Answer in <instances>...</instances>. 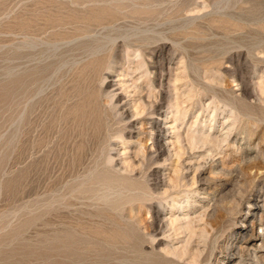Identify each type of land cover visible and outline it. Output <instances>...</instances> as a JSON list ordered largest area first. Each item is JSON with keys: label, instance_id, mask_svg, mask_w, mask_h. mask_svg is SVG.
<instances>
[{"label": "rangeland", "instance_id": "1", "mask_svg": "<svg viewBox=\"0 0 264 264\" xmlns=\"http://www.w3.org/2000/svg\"><path fill=\"white\" fill-rule=\"evenodd\" d=\"M54 1L0 0V264H264V0Z\"/></svg>", "mask_w": 264, "mask_h": 264}, {"label": "bare ground", "instance_id": "2", "mask_svg": "<svg viewBox=\"0 0 264 264\" xmlns=\"http://www.w3.org/2000/svg\"><path fill=\"white\" fill-rule=\"evenodd\" d=\"M55 1H56V0H55ZM55 1H54V2H55ZM56 2H57V1H56ZM41 3H42V2H41ZM45 3H46V2H45ZM45 3H44V4H45ZM58 4H59V3H58ZM62 4H64V3H62ZM46 5H48V4H46ZM68 5H69V4H68ZM55 6H56V5H54V7H55ZM62 7H63V6H62ZM70 8H71V7H70ZM58 9H59V8H58ZM60 9H61V8H60ZM79 10H80V9H79ZM81 10H82V9H81ZM77 12H78V11H77ZM73 13H74V11H73ZM95 13H96V12H95ZM55 14H56V13H55ZM252 14H253V13H252ZM254 14H255V13H254ZM92 15H93V14H92ZM73 16H74V15H73ZM88 17H89V16H88ZM64 18H69V17H65V16H64ZM84 18H85V17H84ZM99 18H100V17H99ZM99 18H98V19H99ZM208 18H209V17H208ZM62 19H63V18H62ZM70 19H71V18H70ZM86 19H87V18H86ZM90 19H91V18H89V20H90ZM92 19H93V18H92ZM95 19H96V18H95ZM217 19H218V18H217ZM59 20H60V19H59ZM60 21H61V20H60ZM68 21H69V20H68ZM71 21H72V20H71ZM71 21H69V23H70ZM79 21H80V20H79ZM83 21H84V20H83ZM85 21H86V20H85ZM64 22L67 23L66 21H64ZM75 22H76V21H75ZM77 22H78V21H77ZM65 23H60V24H59V22H58L59 25H61V24L63 25V24H65ZM71 23H72V22H71ZM48 24H49V23H48ZM260 24H261V23H260ZM49 25H51V24H49ZM65 25H66V24H65ZM52 26H53V25H52ZM57 26H58V25H57ZM222 27H223V26H222ZM67 38H68V37H67ZM115 41H116V39H115ZM111 44H112V43H111ZM121 44H122V43H121ZM129 44H130V43H129ZM97 45H99V43H98ZM102 45H103V44H101L100 46H102ZM104 45H105V44H104ZM114 45H115V44H114ZM124 45H125V44H124ZM131 45H132V44H131ZM140 45H141V44H140ZM121 46H122V45H120V47H121ZM127 46H128V45H127ZM156 47H157V46H156ZM91 48H92V47H91ZM97 48H99V47H97ZM105 48H106V47H105ZM113 48H114V47H113ZM145 48H146V47H145ZM145 48L143 47V49H145ZM100 49H101V48H100ZM118 49H119V48H118ZM146 49H147V48H146ZM152 49H153V48H152ZM106 50H107V49H105L104 51L106 52ZM116 50H117V49H116ZM111 51H112V50H111ZM98 52H99V51H98ZM98 52H97V53H98ZM108 53H109V50H108ZM121 53H122V52H121ZM152 53H153V52H152ZM98 55H99V54H98ZM103 55H104V54H103ZM105 55H108L107 52H106ZM105 55H104V59H105V57H106ZM95 56H97V55H95ZM108 56H109V55H108ZM110 56H111V55H110ZM110 56H109V58H110ZM117 56H118V55H117ZM98 57H99V56H98ZM100 57H102V54H101V53H100ZM112 57H113V56H112ZM95 59H96V58H95ZM99 60H100V61H97V62H98V63L100 62V64H103L104 61H105V60H104V61L101 62V60H102L101 58H100ZM89 61H90V59H89ZM106 61L108 62L107 58H106ZM256 61H257V60H256ZM92 62H93V61H92ZM97 62H96L95 64H97ZM148 62H149V61H148ZM86 64H87V63H86ZM95 64L92 65L91 67L94 66V68H95ZM104 64L106 65V62H105ZM104 64H103V65H104ZM151 64H152V63H151ZM90 65H91V64H90ZM100 67H101V65H100ZM100 67H98V70L100 69ZM107 67H108V64H107ZM96 68H97V67H96ZM109 68H110V67H109ZM92 69H93V68H91L90 70H92ZM101 69H102V68H101ZM101 69H100V71L103 70V69H102V70H101ZM104 69H105V66H104ZM95 70H96V69H94V70H92V71L95 72ZM105 70H106V69H105ZM108 70H109V69H108ZM110 70H111V69H110ZM85 71H86V70H85ZM92 71L90 72L91 74H92ZM96 71H97V70H96ZM110 72H111V71H110ZM98 73H99V71H98ZM98 73L96 72V75H98ZM81 74H82V73H81ZM91 74H90V76H91ZM99 74H100V73H99ZM88 75H89V74H88ZM103 75H104V74H103ZM107 75H109V74L107 73ZM94 76H95V75H94ZM98 76H99V75H98ZM98 76H96L95 78H97ZM101 76H102V75H101ZM86 78H87V77H86ZM92 78H93V77H92ZM102 79H103V78H102ZM102 79H101V80H102ZM104 79H105V78H104ZM90 80H91V81H94V80H92V79H90ZM80 82H81V81H80ZM96 82H97V81H96ZM159 83H160V82H159ZM92 84H93V83H92ZM160 85H161V84H160ZM87 86H89V85H87ZM94 86H95V85H92L91 89H92ZM96 86H97V85H96ZM96 86L94 87L95 90H96V88H97L99 85H98L97 87H96ZM99 88H100V87H99ZM81 89H82V88H81ZM89 89H90V88H89ZM89 89H88V90H89ZM91 89L89 90V93H88L87 95L90 94ZM94 89L92 90V92L94 91ZM96 91H98V89H97ZM96 91H95V92H96ZM83 92H84V91H83ZM92 92H91V94H92ZM93 94L95 95L96 93H93ZM93 94H92V95H93ZM94 95H93L92 97H94ZM97 95H98V93H97ZM111 95H112V94H111ZM85 96H86V95H85ZM83 97H84V96H83ZM88 97H89V96H87V98H88ZM90 97H91V96H90ZM90 97H89V98H90ZM96 97H97V96H96ZM96 97H95V98H96ZM164 97H165V96H164ZM89 98H88V100H90ZM141 98H142V97H141ZM160 98H161V97H160ZM93 99H94V98H93ZM93 99H92V100H93ZM97 99H98V98H97ZM167 99H168V98H167ZM85 100H86V99H85ZM92 100H91V101H92ZM140 100H143V99H140ZM156 100H157V98H156ZM156 100H154V101H156ZM95 101L98 102L99 100H95ZM143 101H144V100H143ZM93 102H94V101H93ZM100 102H101V101H100ZM94 103H95V102H94ZM98 103H99V102H98ZM104 103H105V102H104ZM153 103H154V102H153ZM95 104H96V103H95ZM95 104H93V105L91 106V107H93V110H94V108H95V107H94ZM99 104H100V103H99ZM144 104H145V103H144ZM144 104H142L141 106L143 107ZM147 104H148V103H147ZM149 104H150L149 106H152V107H153V105H151L152 103L149 102ZM81 105H82V104H81ZM82 106H83V105H82ZM97 106H98V104H97ZM145 106H146V105H145ZM149 106H148V107H149ZM155 106H156V105H155ZM78 107H79V106H78ZM85 107H86V106H85ZM88 107H89V106H88ZM91 107H90V108H91ZM99 107H101V106H98V109L95 108V111H96V110H99V109H100ZM102 107H103V105H102ZM102 107H101V110H102ZM109 108H110V107H109ZM144 108H146V107H144ZM106 109H107V108H106ZM147 109H148V108H147ZM147 109H146V110H147ZM73 110H75V109H73ZM80 110H81V109H80ZM103 110H104V109H103ZM107 110H108V109H107ZM95 111H94V112H95ZM142 111H143V110H142ZM86 112H87V111H86ZM86 112H85L84 114H86ZM90 112H91V111H90ZM96 112H97V111H96ZM96 112H95V116H96V114H97ZM98 112L101 114L100 111H98ZM102 112H103V111H102ZM143 112H144V111H143ZM148 112H149V111H148ZM150 112H151V111H150ZM75 113H76V112H75ZM73 114H74V113H73ZM93 114H94V113H93ZM109 114H110V113H109ZM134 114H135V113H134ZM137 114H138V113H137ZM140 114H141V113H140ZM152 115H153V114H152ZM89 116H90V115H89ZM92 116H93V115H92ZM97 116H98V115H97ZM99 116H100V115H99ZM109 116H110V115H109ZM131 116H133V115H131ZM72 117H73V116H72ZM74 117H75V116H74ZM87 117H88V116H87ZM102 117H103V116H102ZM92 118H93V117H92ZM95 118H96V117H95ZM100 118H101V117H100ZM100 118H99V119H100ZM104 118H105V117H104ZM71 119H73V118H71ZM85 119H86V118H85ZM99 119H97V120L95 119L94 121H98V123H101V122H99ZM101 119H102V118H101ZM101 119H100V121H101ZM86 120H87V119H86ZM88 120H89V119H88ZM91 120H92V119H91ZM102 121H104V119H103ZM89 122H90V121H89ZM83 123H85V121H84ZM89 124H90V123H89ZM89 124H88V125H89ZM83 125H84V124H83ZM93 125H94V124H93ZM96 125H97V123H96ZM100 125H102V128H104V127H103V124H100ZM104 125H105V124H104ZM86 127H87V126H86ZM89 127H90V126H89ZM100 127H101V126H100ZM100 127H99V128H100ZM157 127H158V126H157ZM97 128H98V127H97ZM99 128H98V130H99ZM105 128H106V126H105ZM156 129H157V128H156ZM94 130H95V129H94ZM96 130H97V129H96ZM96 130H95V133L97 134V131H96ZM159 130H160V129H159ZM84 132H85V131H84ZM84 132H83V133H84ZM100 132H101V131H100ZM102 132H103V131H102ZM102 132H101V133H102ZM85 133H86V132H85ZM90 133H91V130H90ZM93 133H94V132H93ZM98 133H99V131H98ZM102 134H103V133H102ZM92 137H93V135H92ZM94 137H95V136H94ZM99 137H100V136H99ZM104 137H105V136H104ZM108 139H109V138H108ZM102 140H103V139H102ZM102 140H101V141H102ZM105 140H106V139H105ZM105 140H104V141H105ZM106 141H107V140H106ZM94 143H95V142H94ZM94 143H93V145H94ZM104 143H105V142H104ZM101 144H102V142H101ZM101 144H100V145H101ZM78 145H79V144H78ZM79 146H80V145H79ZM193 146H194V145H193ZM77 148H78V147H77ZM82 149H83V148H82ZM86 149H87V148H86ZM95 150H96V149H95ZM99 150H100V149H99ZM103 150H104V149H103ZM159 150H160V149H159ZM156 152H157V151H156ZM82 153H83V151H82ZM76 154H79V153H76ZM77 156H79V155H77ZM88 156H89V155H88ZM82 157H83V156H82ZM76 159H77V158H76ZM79 159H80V158H79ZM77 160H78V159H77ZM100 160H102V159H100ZM97 163H98V162H97ZM76 165H77V164H76ZM216 165H217V164H216ZM211 166H213V165H211ZM260 168H262V167H260ZM258 170H259V169L257 168V170H255V171L259 172ZM260 170H262V169H260ZM247 171H248V170H247ZM228 172H229V171H228ZM248 172H250V171H248ZM250 174H251V172H250ZM258 174H259V173H258ZM261 174H263V173H261ZM100 175H101V174H100ZM93 176H94V175H93ZM97 176H98V175H97ZM105 176H107V175H105ZM94 177H95V176H94ZM171 177H172V176H171ZM86 179H87V178H86ZM106 179H107V178H106ZM92 180H93V179H92ZM174 180H175V179H174ZM209 180H210V178H209ZM88 181H89V180L87 179V182H88ZM90 181H91V180H90ZM207 181H208V180H207ZM100 182H101V181H100ZM116 182H117V181H116ZM171 182H172V181H171ZM175 182H176V181H175ZM91 183H92V182H91ZM105 183H106V182H105ZM193 183H194V182H193ZM207 183H208V182H207ZM209 183H210V182H209ZM233 183H234V182H233ZM170 184H171V183H170ZM173 184H174V183H173ZM73 186H74V185H73ZM78 186H79V185H78ZM69 187H70V186H69ZM74 187H75V186H74ZM83 187H84V186H83ZM87 188H88V187H87ZM89 188H90V187H89ZM89 188H88V189H89ZM203 188H204V187H203ZM68 189H69V188H68ZM70 189H71V188H70ZM70 189H69V190H70ZM81 190H82V189H81ZM202 190H203V189H202ZM79 191H80V190H79ZM237 192H238V191H237ZM128 196H129V195H128ZM136 196H137V195H136ZM210 196L213 197L214 195L212 194V195H210ZM237 196H238V194H237ZM241 196H242V195H241ZM246 197H247V196H246ZM122 198H123V197H122ZM125 198H126V197L124 196V199H125ZM263 198H264V197H263ZM120 199H121V198H120ZM212 199H213V198H212ZM241 199H242V198H241ZM246 199H247V198H246ZM97 200H98V199H97ZM129 200H130V199H129ZM230 200H233V199H230ZM114 201H115V200H114ZM118 201H119V199H118ZM123 201H124V200H123ZM216 201H217V200H215V202H216ZM226 201H228V203H227V208H229L230 210H233V206H234L235 204H233V205L230 206V205H229L230 201H229L228 199H227ZM246 201H247V200H246ZM248 201H249V200H248ZM248 201H247V202H248ZM262 201H263V200H262ZM127 202H128V201H127ZM114 204H115V203H114ZM114 204H113V205H114ZM213 204H214V203H213ZM216 204H217V203H216ZM239 204H240V203H239ZM245 204H246V203H245ZM117 205H118V204H117ZM246 205H254V206L257 208V210H260L258 214H259V216L261 217V209L264 207L263 204H262V205H259V204H257L256 202H249V203H247ZM217 206H218V205H217ZM235 206H236V205H235ZM218 207H219V206H218ZM227 208H226V206L224 205V206L221 208V210H222V209L225 210V209H227ZM234 208H235V207H234ZM116 209H117V208H116ZM132 209H133V208H132ZM216 209H217L216 205H213V206H212V209H211V211H210V213H209L208 216H207V219H209V221H210L209 224H210L211 226H216L215 224H217V223H218V220L222 218V215H220V214L223 213V212H221V211H217V213L220 212V214H218L219 216L217 215V216L219 217V218H217L218 220L215 218V214H217V213L215 212ZM236 209H237V208H236ZM236 209H235V210H236ZM217 210H219V209H217ZM236 211H237V210H236ZM236 211H235V212H236ZM239 211H240V210H239ZM107 212H108V211H107ZM122 212H123V211H122ZM214 212H215V214H214ZM248 212H249V211H248ZM263 212H264V211H263ZM61 213H62V212H61ZM100 213H101V212H100ZM109 213H110V212H109ZM95 215H96V214H95ZM224 215H225V214H224ZM226 215H227V214H226ZM102 216H103V214H102ZM105 216H106V214H105ZM108 216H109V215H108ZM217 216H216V217H217ZM64 217H65V215H64ZM66 217H67V216H66ZM132 217H133V216H132ZM68 218H69V217H67L66 219L68 220ZM75 218H76V217H75ZM63 219H64V218H63ZM126 219H127V218H126ZM248 219H249V218H248ZM70 220H71V219H70ZM70 220H69V221H70ZM263 220H264V219H263ZM101 221H102V220H101ZM113 221H114V220H113ZM205 221H206V220H205ZM258 221H260V219H259ZM70 222H72V221H70ZM73 222H74V221H73ZM116 222H117V221H116ZM66 223H67V222H66ZM205 223H207V222H205ZM260 223H261V222H260ZM118 224H119V223H118ZM222 224H223V222H222ZM76 225H77V224H76ZM78 225H79V224H78ZM78 225H77V226H78ZM86 225H87V224H86ZM122 225H123V224H122ZM122 225H121V226H122ZM244 225H245V224H244ZM74 226H75V225H74ZM74 226H73V227H74ZM82 226H83V225H82ZM84 226H85V224H84ZM111 226H112V225H111ZM245 226H246V227H249V228H252L251 230H253L254 221L250 218L248 222L246 221V225H245ZM115 227H116V226H115ZM164 227H165V226H164ZM89 228H90V227H89ZM98 228H101V227H98ZM119 228H120V227H119ZM258 228H262V232H261L260 234L255 233V234L252 235V233H253V232H252V233H250L252 236H249V237L246 239V241H248V243L250 244L249 246H251V247H256V248H258V247H263V246H264V226H262V225L260 224V225H258ZM62 229H63V228H62ZM110 229H111V228H110ZM112 229H113V227H112ZM66 230H67V229H66ZM72 230H73V229H72ZM81 230H83V229L81 228ZM85 230H86V229H85ZM85 230H84V231H85ZM214 230H217V229H214ZM248 230H249V229H248ZM68 231H69V230H68ZM68 231H67V232H68ZM94 231H95V230H94ZM64 232H65V231H64ZM69 232H71V231H69ZM86 232H87V231H86ZM121 232H123V231H121ZM139 232H140V231H139ZM71 233H72V232H71ZM71 233H70V234H71ZM92 233H93V232H92ZM101 233H102V231H101ZM115 233H116V232H115ZM93 234H94V233H93ZM112 234H113V233H112ZM118 234H119V233H118ZM102 236H103V235H102ZM110 236H111V235H110ZM241 236H242V238H245V237L248 236V234H247V230H246V229H244L243 231H241ZM118 237H119V236H118ZM129 237H130V236H129ZM103 238H104V237H103ZM116 238H117V237H116ZM114 239H115V238H114ZM135 240H136V238H135ZM115 241H116V240H115ZM130 241H131V240H130ZM239 242H240V241H239ZM114 243H115V242H114ZM121 243H122V242H121ZM238 244H240V243H238ZM138 245H139V244H138ZM109 246H110V245H109ZM136 246H137V245H136ZM140 246H141V245H140ZM197 248H198V247H197ZM235 248H236V247H235ZM184 249H185V248H184ZM238 249H239V248H238ZM247 249L249 250V247H247ZM173 250H174V249H173ZM141 251H142V250H141ZM240 251H241V249H240ZM245 252H246V251H245ZM234 253H235V251H234ZM250 254H251V256H252L254 259H256V260L261 259V257L257 255V253H256V251H255L254 248H251V252H250ZM250 254H249V255H250ZM196 255H197V254H196ZM237 255H238V254H237ZM167 260H168V259H167ZM262 261H263V260H262ZM257 262H258V261H257Z\"/></svg>", "mask_w": 264, "mask_h": 264}]
</instances>
